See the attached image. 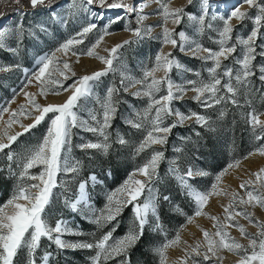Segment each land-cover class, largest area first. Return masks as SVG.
I'll return each mask as SVG.
<instances>
[{
    "label": "snow or ice",
    "instance_id": "6c2138e0",
    "mask_svg": "<svg viewBox=\"0 0 264 264\" xmlns=\"http://www.w3.org/2000/svg\"><path fill=\"white\" fill-rule=\"evenodd\" d=\"M12 2L18 6L16 11L19 13V20L14 28H0V49L17 55L26 31L34 36L36 31L47 33L48 27L44 22H40L34 29L32 27L25 29L26 10L20 6L21 0H12ZM155 2L158 7L154 13H145L146 3H138L134 6L131 0H111V2L109 0H70L72 10L68 15H75L81 11L91 12L88 6L94 4L101 8L121 9L126 14L135 13L136 26L125 25V30L131 31L133 38L123 40L110 49H106L107 56H100L95 48L103 41L104 34H107L106 26L104 33L99 35L95 44L86 53L88 56L99 58L105 67L91 74L76 77L71 65L66 60L61 61L57 53L67 55L75 45L83 43L82 38L97 28L96 24L89 23L82 27L80 32L60 43L53 51L39 56L31 74L24 69L27 81L24 88L37 82L41 95L46 96L50 89L57 91V94L58 90L70 92L65 101L41 105L35 98L36 94L21 88L27 98L26 104L20 105L18 110L0 105V122L4 124V127L0 128V154L8 162V176L5 179L14 181L11 195L6 201L0 203V264H14L15 258L22 249L26 250L25 264H37L36 253L42 238L54 243L58 250H94L95 255L90 257L91 264H106L107 261L115 258H119V264H130L129 253L144 238L145 226L149 223L150 216L155 224L154 230L163 231V226L159 222L160 209L163 203H171V197L162 195L158 186L162 184L166 176L173 178L184 194L193 200L196 206L195 216L207 215L203 209L211 195H230L229 205L224 208V218L210 217L214 222L215 231L209 232L202 229V240L189 245L178 264H203L213 258L216 264H222L223 257L220 253L223 250L239 256L236 264H264V221L255 218L248 211L249 206L258 205L264 208V167L252 173L250 178L243 180L239 185V188L245 191L246 198L236 191L230 194L222 193L219 188L226 171L238 166L239 161L229 163L224 170L216 174L209 190L200 191L190 181L209 175L208 172L197 168L192 163L198 151L197 145L203 139L201 133L195 132L197 140L192 144L191 151L194 155L191 158L183 155V149L176 148L175 152L179 155L167 159L162 150L168 143L172 130L183 126L187 121H193L195 125L208 129L209 132L216 131L212 127L213 122L205 115L190 109L185 114L179 108L173 107L174 103L184 100L189 90L194 93L191 99L204 108L227 103L237 107H248L250 110L245 114V122L256 141L264 140V120L260 119L264 113L257 112L252 107L251 100L247 99L253 88L252 77L256 75L257 70L260 73L258 78L264 84V64H254L258 56L264 59V43L257 44L258 39L264 40V31H261L264 29V3L258 0H242L249 9H256L254 15L248 10H241L240 6H233L227 15H222L213 11L218 5L212 0H187L186 6L175 8L170 7L167 0H155ZM29 3L33 11L38 8L48 9L51 20L62 24L67 23L65 16L55 12L57 5L51 0H29ZM194 3L197 12H188L187 7ZM150 14H156L159 17L157 24H144ZM91 15L96 16L97 13L91 12ZM102 15L101 13L100 18ZM233 18L241 23L246 19L252 23V28L246 37L236 35L233 38L236 27L231 23ZM123 19H125L124 16L117 15L109 21V24ZM215 21L220 23L214 26ZM169 22L177 27L185 23L190 25L193 35L190 36L184 28L178 32L176 28H169L167 26ZM155 27H159L161 31L153 36ZM205 32L215 33L213 37H210L212 43L216 45L215 48L205 47L196 38ZM10 38L16 40L15 47L7 44ZM146 38L158 41L161 48L157 50L154 58H150L149 63L143 66L139 78L126 74V70H123L119 86L112 84L106 88L103 96L97 95L95 90L101 78L110 72L117 71L114 62L123 55L121 50L140 43ZM166 45H171L172 49H178L190 58L200 60L207 78H204L200 71L194 73L195 79L186 78L183 74L193 70L182 64L173 52H163V46ZM229 60L230 64L224 63ZM14 67L19 68V64ZM121 68H123L122 65ZM173 69L181 74L180 82L172 79ZM12 70V67H0V71ZM157 72H162L163 75L157 77ZM70 77H76V79L65 86L63 81ZM129 88L137 89L130 93L133 97L146 98V106L142 110H136L133 107L128 115H122L125 124L145 133L132 150L136 156L146 151H150V155L138 164L119 186L106 191L103 206L97 208L91 199L90 186L104 185V181L113 175L114 169L108 168L103 177L92 173L86 180L77 181L83 165L81 161L69 155L71 130L79 127L97 137L95 141L82 140L77 145L81 151L87 154L89 150H96L103 155H108L112 148L109 129L122 102L119 95L121 92L128 93ZM241 91H244L246 96L244 105H241L238 99ZM13 99H15V92ZM93 99L99 107L89 109L88 120L81 119L79 111L82 107L86 108L88 102ZM5 113L9 114L6 121L3 119ZM224 115L225 113L221 111L218 118ZM21 117H31L32 123L23 124ZM169 118H172V121L166 124ZM45 122L47 124L45 132L34 145L21 153L12 150V145L20 136ZM14 124H20L22 131L13 133L11 128ZM182 139L191 141L190 137ZM115 143L127 145L129 142L117 133ZM157 145L160 146L159 149L155 147ZM256 150L264 155V144L258 146ZM165 161H167L168 169L162 176L160 165ZM115 163L119 166V161ZM33 169H39V171L33 173ZM3 170L0 169V171ZM62 173L71 174L72 181L77 182L74 191L69 187V182H58V176ZM138 176L142 178H137ZM58 187L63 189L60 196L63 198L64 208L82 215L83 219L96 226L97 233H93L92 242H72L64 239L66 235L82 233L69 227L70 221L62 216L58 217L54 223L47 218L48 209L53 202L54 190ZM129 207L132 211V222L124 235L115 237L119 217ZM173 211L183 214V210L178 205L173 208ZM238 216H243L249 223H255L257 232L249 233L244 225L237 221ZM187 220L191 222L192 217L188 216ZM230 227L238 228L241 235L248 238V244L244 245L232 237L228 231ZM105 228L107 231H103ZM180 240L181 236L177 232L173 239L169 240L165 237L162 244L153 248L158 264H167V249L179 243ZM51 255L49 252L43 255L44 264H47Z\"/></svg>",
    "mask_w": 264,
    "mask_h": 264
},
{
    "label": "rangeland",
    "instance_id": "374dc122",
    "mask_svg": "<svg viewBox=\"0 0 264 264\" xmlns=\"http://www.w3.org/2000/svg\"><path fill=\"white\" fill-rule=\"evenodd\" d=\"M140 1H146V0H136V3H134V0H131L134 6L137 5ZM183 1L182 0H167V2H169L170 7L172 8L186 6L187 0L185 2ZM215 1H218L219 3H218V7L213 9V11H217L222 15H227L228 11L231 10L233 6H240L241 10H248L253 15L256 12V9H249L246 3H242V0H212V2H215ZM51 2L57 5L54 9L55 12L67 18L66 24H62L57 21L51 20L49 18L50 10L44 9V8H38L37 10L33 11L31 9L29 0H21L20 6H22L26 10V15L24 16L25 29H28L29 27H32L34 29L36 24L40 22H44L48 27V32L40 33L36 31V34L33 36V35H29L28 32L26 31L22 39V42L20 43V47H19L17 55H13L11 52L5 49H0V67H12L13 69L12 71H0V105L2 106L10 107V109H13V110H18L20 105L26 104L27 102V98L24 95V91L36 94L35 98L41 105H46L48 103H62L63 101H65L67 99V96L70 94V92H64L62 90H58V94H57V91H53L50 89L47 92L46 96L41 95L39 85L37 82H33L32 84L24 88V85L27 83L25 79L24 69H27L29 74H31L33 70L35 69L36 60L39 56L43 55L44 53L53 51L56 47H58L60 43L74 36L76 33L80 32L82 27L87 26L89 23L96 24L97 28L94 29L92 32L88 33L87 36L82 38L83 43L75 45L73 50L68 52L67 55H64L63 53H57V55L61 58V61L66 60L71 65L73 71H75L76 73V77L86 75V74H91L92 72L101 70L105 67V65L99 58L95 56H88L86 53H87V50L91 48L93 44H95L96 40L99 38V35L104 33L106 26H107V34H104L103 41L95 48V51L100 56H107L108 52L106 51V49H110L115 44L121 43L123 41L119 39L117 41L116 40L109 41V39L113 37L114 34L127 33V38H125L124 40L133 38L132 32L125 30V25L130 24L131 27L136 26L135 13L126 14L121 9L100 8L98 5L94 4L88 7L91 9V12L97 13L96 16L91 15V12H83V11L75 15H68L69 11L72 10L70 0H51ZM109 2H111V0H109ZM258 2L264 3V0H258ZM146 4H147V7L144 9L145 13H154V10L158 7V4L155 2V0H150ZM10 6L13 7L11 13L5 16L0 15V28H14L17 21L19 20V13L16 11V8L18 6L15 5L12 2V0H0V7H4V9H7ZM187 11L196 13L197 12L196 4L194 3L192 6H188ZM101 13L103 14L102 18H100ZM117 15L124 16L125 19L118 21L114 24H109V21L115 18ZM158 21H159V17L156 14H150L147 16V19L144 21V24L154 25V24H157ZM213 23H214V26H216L220 22L215 21ZM231 23L234 26H236L233 32V38H235L236 35H243L246 37L252 28V23L247 19L243 23H241L236 18H233ZM167 26L169 28H176L177 32L180 31L181 28H184L190 36L193 35L190 25H187L186 23L177 27L173 25L171 22H169ZM160 31L161 29L159 27H155L153 28L152 35L155 36ZM261 31H264V29H261ZM214 35L215 33L213 32H205L202 36H199L196 38L199 39L205 47L215 48L216 45H214L212 43V40L210 39V37H213ZM261 43H264V40L258 39L257 44H261ZM7 44L9 46L15 47L16 40L14 38H10L7 41ZM160 48H161V45L158 41L151 39V38H146L140 43L132 44L131 46H128L125 49H122L121 51L123 55L118 61L114 62L117 68V71L110 72L107 76L101 78V81L95 90L96 94L103 96L108 86L112 84H116L117 86H119L120 79H121V71L123 70H126V74L139 78V76L142 73L143 66L149 63L150 58H154L157 50ZM170 51L173 52V54L180 60L182 64L186 65L188 68H191L193 70L190 73L183 74L184 76H186V78L195 79L196 77L194 73L196 71H200L202 76L204 78H207V73L206 71H203V65L200 60L190 58L189 55H185L179 52L178 49H175V50L172 49L171 45L163 46V52L167 53ZM257 51H259V49H257ZM224 63L230 64L231 61L230 60L225 61ZM16 64H19V68L14 67ZM254 64H264V59H261L258 56L257 60L254 61ZM121 65L123 66V68H121ZM156 75L157 77H160L163 75V73L157 72ZM259 75L260 73L257 70L256 71L257 78L259 77ZM171 76L173 80L177 82L181 81V74H179L176 69H173ZM76 77H70V79L63 81L64 85L67 86L68 84L73 83ZM29 78L31 77L29 76ZM21 88H24V91H21ZM136 90H137L136 88H129L128 93L121 92L119 95V99L122 102L119 105L117 116L123 122L124 120L122 118V115L123 116L128 115L133 107L136 110H142L146 106V98H136L130 95L131 92L136 91ZM14 92H15V99H13ZM193 95L194 93L191 90H189L186 93L185 98H191ZM128 98H135L137 100L136 102H131ZM98 107L99 106L95 104L94 99L92 101H89L87 104V107L86 108L82 107L81 110L79 111L80 118L83 120H88L89 119V116H88L89 109H97ZM173 107L175 106L173 105ZM259 113H264V110H262ZM8 115H9L8 113L4 114V117H3L4 121L8 119ZM260 119L264 120V115H261ZM21 122L27 125L29 123H32V118L31 117H28V118L21 117ZM187 122H185V124ZM3 127H4L3 122H0V128H3ZM115 130H116V127H114L113 131L115 132ZM11 131L13 133L22 131L20 124H14L11 128ZM81 131L84 132L79 127L73 128L71 130V133H72L71 142L73 140L75 143V146L79 145L82 142V140H85L83 139L84 135H82ZM115 140H116V136H115ZM36 142L37 140L35 142L29 143L28 145L17 143L16 145L12 146V150L13 151L15 150V152H17L16 150H19L20 152L18 153H21V152L26 151ZM262 144H264V140H261L258 146ZM257 147L251 150L250 152L246 153L244 156L236 160L227 162L219 170L214 171V172H208L209 175L204 176V177H197L195 178V180L190 181V183H192L197 190L207 191L210 189V186L213 183L214 177L216 174L224 170L229 163H235V161H239L238 166H235L226 171L225 175L222 177V181L219 184V188L222 190V193L226 192L230 194L233 191H236L241 196H245L246 198L245 191L240 189L238 184L240 185L243 180L250 178L252 173L257 172L260 168L264 167V155H261L256 150ZM249 153L251 154L256 153L257 155L256 160L255 161L250 160L249 164L244 165V162L242 163V161H245V160L247 161V157L249 156ZM69 155L75 158L76 160H78L75 156L71 154V152L69 153ZM37 171H39V169L32 170L33 173ZM132 171L133 169L130 172ZM130 172L126 174L124 179H126L127 175ZM233 172H235V176L238 181L237 187H234L232 185L231 179H233V175L231 174H233ZM238 172L239 173L245 172V174L240 175ZM89 175L82 177L81 174H79V176L77 177V181L80 179L86 180ZM137 178H142V177L138 176ZM59 181L69 182V187L72 188L73 191L75 190L77 186V182L72 181L71 174H63V173L60 174L58 176V182ZM116 187L109 189V188H105L104 185L96 186V187L90 186L92 201L94 202L93 198H95L97 202H99L98 205H96L94 202L97 208L103 206L105 192L108 190L115 189ZM62 191L63 189L60 187L54 190L53 202L48 209L47 218L50 220V222L54 223V221L58 217L62 216L64 219L70 221L69 227H71L73 230L78 232V229L76 228V225H75L76 222L70 218V216L67 213L68 212L67 209H65L63 206V203H62L63 198L60 196V193ZM4 201L0 203H3ZM229 202H230V195L213 194L209 197V201L207 205L205 206V208L203 209V212L207 213V215L202 214L200 216L194 215L195 207H196L194 204V209L191 214H186L184 216L181 215L182 216L181 222L176 225V227L173 230V234L171 236H163L160 232H159L160 235L158 234L157 236H155L154 242L151 247L152 248L151 252L153 253V248L155 246H158L164 242L165 237H167V239L169 240L173 239L176 233L179 232L181 236L180 242L169 247L166 251L167 264H178L179 259L185 255V249L188 248L189 245H194L197 240H202L203 235L202 237H199L200 239L196 238L195 235L197 231H202L203 229V230H208L209 232H212V230L210 231V228L208 229L207 223L204 225H202V223L204 221L206 222L210 220H211L210 222L214 223L212 219L210 218L211 216H218L221 219H223L225 216L224 208L229 205ZM165 204L169 205V203L167 202H165ZM173 208L174 206L170 205V210L172 212H173ZM248 211H250L255 218H258L260 221H264V208H261L258 205L255 207L249 206ZM176 213L181 214L180 212H176ZM74 214L76 215V217L83 219L82 215L77 214V213H74ZM188 216L192 217L191 222H188L187 220ZM236 219L239 222V224L244 225V227L247 229L249 233L257 232L255 223H249V221L245 219L243 216H238L236 217ZM85 221L89 222L87 220ZM121 221L126 223V226H125V232H126L132 222L131 207L123 215H121ZM212 223L211 225H213ZM145 228L150 231H152L155 228V224L151 216L149 218V223L145 226ZM228 231L230 232V235L234 237L236 240H238L240 243L244 245L248 244V238L245 236H242L238 228L230 227ZM125 232L115 237H120L124 235ZM63 238L66 240L72 241V242L82 241L77 237V235H66ZM48 242L49 241L46 238L41 239L40 247L36 253L37 264H44V262L42 261V257L46 252H49L52 254L47 264L55 263L56 258L59 254L55 250V247H48V244H49ZM61 254H62L61 256H63L62 263L65 264L64 258L66 257V254L65 253H61ZM94 255H95V251H94ZM220 255L223 257L222 264H236V261L239 259V256L237 254L228 252L226 250L221 251ZM229 255L232 256L231 259L226 261L225 258L226 256H229ZM154 258H155L154 264H158V258L155 255H154ZM25 261H26V250L22 249L18 253V256L15 258L14 264H25ZM203 264H216L215 258H213V260L211 261H205L203 262Z\"/></svg>",
    "mask_w": 264,
    "mask_h": 264
},
{
    "label": "trees",
    "instance_id": "16d2710c",
    "mask_svg": "<svg viewBox=\"0 0 264 264\" xmlns=\"http://www.w3.org/2000/svg\"><path fill=\"white\" fill-rule=\"evenodd\" d=\"M12 9L13 7L11 6L7 9L0 7V14L5 16L11 13ZM252 85L253 88L251 94L247 96V99L251 100L252 107L255 108L257 112H261L264 110V84H262L259 78H257L255 75L252 77ZM128 99L131 102H136L137 100L135 98ZM238 99L241 105L245 104L246 96L244 91H241ZM173 105L176 108H179L180 111L185 112V114H187L188 110L190 109L210 118V120L213 122L212 127L216 131L209 132L208 129L202 128L199 125H195L193 121H189L183 126L174 128L169 135L168 143L162 149L165 152V157L167 159H171L175 155H179L175 152L176 148L183 149V155L185 157H193L194 154L191 151V148L192 144L197 140L195 132H200L203 139H201L197 145L198 151L195 153L196 158L192 159V163L197 168H200L206 172H214L219 170L227 162L236 160L255 149L261 142L254 139L249 126L245 122V114L250 110L246 106L237 107L231 103H227L216 105L212 108H204L191 98H184L182 102H176ZM221 111H223L225 115L222 118H218ZM171 121L172 118H169L165 123H171ZM114 127H116L115 132L113 131ZM45 129L46 124L41 123L30 132L24 133L22 136H20L17 142H15L12 146L16 145L17 143L28 145L31 142H35L36 140L38 141L45 132ZM109 132L111 134L112 148L110 149L108 155H103L96 150H89V152L86 154L84 151H81L77 146H75L73 140L71 142L70 152L79 161H81L83 165L80 172L82 177L92 173H96L98 176L103 177L104 172L108 168H113V175L104 181V187L110 189L118 186L124 180L128 172L134 169L138 164L142 163L143 160L150 155V151L141 153L139 156H136L133 153V146L143 138L144 133L125 124L119 119L117 115L112 121V126L109 129ZM81 133L84 135L83 139L85 140L94 141L97 139V137H95L92 133L85 131H81ZM117 133L124 136V138L129 143L127 145H119L118 143H115V136ZM188 137L191 138V141L182 139ZM155 147L158 149L160 148V146ZM16 151L20 152L19 150ZM116 161H119V166L116 165ZM7 163L8 162L6 158L0 154V169H4L3 171H0V202L6 200L11 195L14 184L13 180L5 179V177L8 176ZM167 169V161L162 162L160 165V173L162 176L167 172ZM158 187L160 188L162 195H169L171 197V203L169 205L163 203L160 209L159 222L163 226V231H155L154 229L150 231L145 228L144 238L129 253L130 264H154L155 258L151 252V247L155 236L158 234L160 235V233L163 236H171L176 225L181 222V215L184 216L193 212V201L190 197L184 194L183 190L178 187L177 182L173 178L166 176L162 184H160ZM93 199L95 204L98 205L99 202H97L95 198ZM170 205H173L174 207L178 205L179 208L183 210V214H179L174 211L172 212L170 210ZM129 208H126L123 214ZM67 211L70 218L76 222L75 225L78 229V232L82 233L81 235H77V237L82 241L92 242L93 233H97L96 226L90 222H86L85 220L76 217V215L70 210ZM125 226L126 223L121 221L120 216L119 226L117 227L114 236L123 234L125 232ZM103 231H107V228H105ZM48 243V247H55V250L59 254L54 264H63V256H61V253L66 254V257L64 258L65 264H91L90 257L94 256V250H58L56 245L52 244L51 241ZM106 264H119V258L109 260L106 262Z\"/></svg>",
    "mask_w": 264,
    "mask_h": 264
},
{
    "label": "bare ground",
    "instance_id": "6f19581e",
    "mask_svg": "<svg viewBox=\"0 0 264 264\" xmlns=\"http://www.w3.org/2000/svg\"><path fill=\"white\" fill-rule=\"evenodd\" d=\"M148 1H150V0H146V1H140L139 3H147ZM183 1V0H182ZM186 0H184L183 2H185ZM213 3H215L216 5H218V1H215V2H213ZM125 38H127V33H118V34H114V36L113 37H111L110 39H109V41H111V40H124ZM115 42V41H114ZM111 43V42H110ZM256 153H252L251 155H249L248 157H247V161L245 160V161H242V163L244 162V165H247V164H249L250 163V160L252 161H255L256 160ZM246 167V166H245ZM239 173V172H238ZM240 175H244L245 174V172H240L239 173ZM231 175H233V179H231L232 180V185L234 186V187H237V184H238V181H237V179H236V176H235V172H233V174H231ZM232 177V176H231ZM238 186H239V184H238ZM238 189V188H237ZM236 190V189H235ZM215 205V204H214ZM221 209V208H220ZM213 210V209H212ZM214 214V213H213ZM221 216V215H220ZM223 216V215H222ZM211 221V220H210ZM210 221H204L203 223H202V225H204V224H206L207 223V226H208V229L210 228V231L212 230V232L214 231V229H213V225H211V223L212 222H210ZM213 224V223H212ZM192 226V225H191ZM232 229V228H231ZM197 231V230H196ZM235 233V232H234ZM202 235H203V233H202V231H197L196 232V238H199V237H202ZM200 239V238H199ZM231 257L232 256H226V258H225V260L227 261V260H229V259H231Z\"/></svg>",
    "mask_w": 264,
    "mask_h": 264
},
{
    "label": "water",
    "instance_id": "95a60500",
    "mask_svg": "<svg viewBox=\"0 0 264 264\" xmlns=\"http://www.w3.org/2000/svg\"><path fill=\"white\" fill-rule=\"evenodd\" d=\"M134 3H136V0H134Z\"/></svg>",
    "mask_w": 264,
    "mask_h": 264
}]
</instances>
